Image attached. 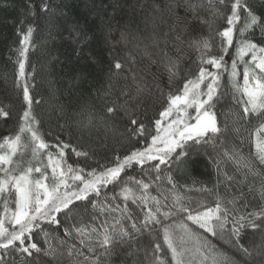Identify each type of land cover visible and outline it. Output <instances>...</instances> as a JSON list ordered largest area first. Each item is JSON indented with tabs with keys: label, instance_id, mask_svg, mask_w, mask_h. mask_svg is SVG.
I'll return each instance as SVG.
<instances>
[{
	"label": "trees",
	"instance_id": "1",
	"mask_svg": "<svg viewBox=\"0 0 264 264\" xmlns=\"http://www.w3.org/2000/svg\"><path fill=\"white\" fill-rule=\"evenodd\" d=\"M170 2L0 0V108L8 113L6 117H0V143L4 142L5 137H15L19 131L20 117L28 107L23 99V90L27 85L32 112L38 121L36 127L49 148L37 159L32 158L28 149L23 153L18 152L14 160L21 161L23 167H27L31 161L33 167H41L51 177L47 153L55 156L57 149L53 145L68 144L63 159L74 168H84L86 173L93 168L99 169L101 165L112 166L117 156L122 158L133 150H143L151 143V136L156 135V120H161L162 126H166L176 117L175 112L165 120L160 117V113L168 107L169 95L182 94L184 83L196 78L200 68L204 67L209 72L222 73L211 109L220 133L210 143L194 144L189 141L186 145L188 154L180 160H176L173 153L166 164L160 165L161 179L158 181L155 180L157 173L154 171L158 161L146 163L143 171L140 165L134 164L122 176H132L150 183L151 194L158 196L164 193L169 197L166 201L169 204L172 192H178L192 198L193 208L201 201L207 206H214L219 195L237 215L264 209V164L255 159L254 146L255 138L264 135L257 131L264 123V115L246 118L243 105L239 103L241 95L236 93L229 73L211 65H202L200 53L189 46L192 39L210 38L214 44L211 54H222L216 32L227 25L226 18H221L216 9L223 12L225 8L219 0H196L203 3V7L197 9V14L188 12L185 17L181 10L182 19L177 21L174 13L164 8ZM245 3L258 16H264V0H245ZM44 4H47L46 11L41 10ZM154 4H159L163 11H156ZM185 24L188 30L181 32ZM29 25L34 31L26 53L24 77L20 78L17 50L22 38L20 33L25 32ZM173 27L175 31L171 30ZM121 31L128 34L127 42L120 41ZM177 33L181 34L182 40H176ZM236 35L238 37V33ZM153 38L158 41L157 44L152 43ZM249 38L264 47V38H261L259 30ZM165 52L167 58L163 55ZM235 52L234 43L229 54L224 55L228 69ZM132 57L135 58L134 62ZM116 59L125 67L113 75L109 68ZM169 61L176 65L174 75L166 66ZM112 71L115 72V69ZM238 72L240 76V65ZM238 76L236 81L240 79ZM207 82L201 85L205 90ZM106 105H115L117 111L109 115ZM188 112L195 115L194 109H188ZM130 118H136L138 124L145 125L146 133L150 134L133 136ZM209 136L212 134L209 133ZM73 148L87 152L88 157L76 156ZM233 151L242 156L254 171L238 169L237 164L225 156V152ZM32 176L39 178L40 173L33 172ZM169 176L176 184L175 189L168 182ZM205 186L212 191L199 190ZM106 191L107 202L112 207L116 203L123 207L119 199L113 202L112 186ZM116 191H119L118 187ZM103 196L104 191L101 199ZM92 198L96 199L94 195ZM5 200L8 208L14 210V190L11 194L0 196V218H4ZM228 201H234V204H228ZM76 205L84 222L93 224L98 230H102L106 221L111 228L113 217L120 215L118 212H94L91 204L84 201H77ZM129 207L138 218H142L143 212L139 208L130 202ZM93 215L97 217L96 221L92 220ZM182 215L165 223L173 220L179 223ZM58 219L61 221L59 226L47 221L35 222L40 227L34 228L31 240L26 243H36L40 252L32 250L29 256L9 248L4 255L0 250V255L4 257L3 264H156L153 255L156 242L161 244V251L156 255L171 260L162 237L158 238L155 232H133L131 221L121 220V226L132 235L123 239L117 237L105 254L95 234L82 245L81 238L75 232L71 236L65 235V228L70 229L72 222L65 221L63 213L58 214ZM6 226L11 227L7 221ZM190 227L195 228L194 225ZM197 232L202 233L201 239L207 238L209 248L215 247L224 264H264V230L246 229L241 233L240 243L251 251L250 257L240 252L235 241L227 234L214 237L200 229ZM72 245H75L74 251L83 254L69 256L67 250ZM89 246L93 251H89Z\"/></svg>",
	"mask_w": 264,
	"mask_h": 264
},
{
	"label": "snow or ice",
	"instance_id": "2",
	"mask_svg": "<svg viewBox=\"0 0 264 264\" xmlns=\"http://www.w3.org/2000/svg\"><path fill=\"white\" fill-rule=\"evenodd\" d=\"M219 3L224 6L225 10L221 12L216 9V11L221 18H226L227 25L216 32L220 38L218 47L222 54H211L214 44L210 38L192 39L189 46L194 47L200 53L202 65H211L217 70L223 69L229 73V79L233 81L236 93L241 95L239 103L243 105L246 118L264 115V47L258 46L249 38L254 36L257 30H259L261 38H264V16H258L248 7L245 0H219ZM228 5H230V11H228ZM202 7L203 3H197L196 0H171L170 3L164 5V8L170 13H174L177 21L182 19L181 10L184 11L186 17L188 12L196 15L197 9ZM154 8L158 12L163 11L159 4H154ZM41 10L46 11L47 4H44ZM171 30L175 31V27ZM185 30H188L187 24L184 25L181 32ZM33 31V27L29 25L25 32L20 33L22 38L20 39V48L17 50L20 78L24 77L26 53ZM78 36L77 32L76 37ZM127 36L126 32L121 31L120 41L127 42ZM176 40H182L180 33H177ZM152 43L157 44L158 41L153 38ZM234 43L236 52L233 54L229 71L224 61V55L229 54V49ZM163 55L165 58L168 57L167 52ZM245 57H250V59L246 60ZM132 60L134 62L135 58L132 57ZM239 64L244 65L242 85L235 79L239 75ZM166 66L170 74L174 75L175 63L169 61ZM124 67V64L116 59L109 68V72L116 75ZM113 68L115 72L112 71ZM221 74L219 71L213 73L201 67L196 78L184 83L182 94L169 95L168 107L160 113L162 120L172 116L174 112L177 114L176 117L166 126H162L161 120H156V135L151 136V143L143 150H133L122 158L117 156L112 166L101 165L99 169L93 168L85 173L84 168H74L63 159L64 150L69 147L68 144L53 145L57 149V154L54 156L51 152L47 153L48 167L52 171L51 177L43 172L41 167H33L31 161L28 162L27 167H23L21 161L14 160L18 152L23 153L28 149L31 150L32 158L37 159L44 150L49 148L36 127L38 121L32 112V99L28 87L25 85L23 99L28 107L20 117L19 131L15 137H5L4 142L0 143V172L3 173L0 176V196L4 193L11 194L12 190L15 192V209L10 210L7 200H5L4 218H0V250H3L4 255L7 254L9 248H15L29 256L32 255V250L40 252L41 249L36 243H26L31 240L34 228L40 227V224L35 222L38 220L47 221L59 226L61 221L58 219V214L63 213L65 221L72 222L70 229L65 228V235L71 236L75 232L81 238L80 243L84 245L86 240L91 239L95 234L99 238L98 245L104 249L105 254L110 251L117 237L123 239L132 235L121 226V220H128L131 221L133 232H155L158 238L162 237L163 245L170 253L171 260L168 261L164 257L156 255L161 251V244L156 242L153 245L156 264H224V260L216 252L215 247L209 248L207 238L201 239L202 233H198L197 229L214 237L218 235L223 237L227 234L230 239L235 241L237 249L245 256L250 257L251 251L240 243L241 233L246 229L264 230V209L247 215H237L225 205L219 195L216 197L214 206H207L205 202L201 201L193 208L191 206L192 198L178 192H172L169 204L166 202L169 197L164 193L161 192L158 196L151 194L152 185L150 183L132 176L126 178L122 176V173H125L127 168L133 167L134 164L140 165L143 171V166L146 163L158 161L154 165V171L157 173L155 180L158 181L161 179L160 165L166 164L173 157V153H175L176 160L185 157L188 154L186 145L189 141L194 144L212 142L216 134L221 131L217 125L215 114L211 111L214 107L213 100L219 88ZM205 81H208L206 90L201 87ZM188 109H194L195 115L188 112ZM106 111L112 115L117 111V107L106 105ZM7 115L8 113L0 108V117ZM130 131L133 136L137 137L150 134L146 133L145 125L138 124L136 118H130ZM257 131L264 133V123ZM209 133L212 136H209ZM254 146L255 159L260 164H264V139L257 136ZM5 148L7 151H3ZM73 152L78 157H88L87 152L77 151L75 148H73ZM225 156L234 161L238 169L247 168L250 172L254 171L235 151L225 152ZM193 163H195L194 160ZM33 172L40 173V177L33 178ZM168 182L172 184L173 189L176 188L171 176L168 177ZM109 186H112L113 202L119 199L123 202V207L119 203L112 207L107 202L106 190L109 189ZM117 187L119 188L118 192L116 191ZM199 190L212 191L206 186ZM102 191H104L103 199H101ZM93 195L96 199L92 198ZM77 201L90 203L94 212L97 210L101 214L118 212L120 215L113 217L111 228L106 221L102 230H98L93 224L84 222L81 213L77 210ZM129 202L143 212L142 218L136 216L135 211L129 207ZM228 204H234V201H228ZM84 210L86 212L87 208L85 207ZM181 214L183 215L179 223L174 220L171 223H165V221H170L173 217L181 216ZM92 220L96 221L97 217L93 215ZM6 221L11 225L10 228L6 226ZM190 225H194L195 228ZM229 225L231 226L229 227ZM117 226H120L118 231ZM157 226L159 227L157 228ZM190 242L191 246H189ZM74 249L75 245L69 247L67 254L69 256L83 254L78 250L74 251ZM89 251H93L91 246H89ZM3 258V255H0V264H3ZM53 259H55L54 250Z\"/></svg>",
	"mask_w": 264,
	"mask_h": 264
},
{
	"label": "rangeland",
	"instance_id": "3",
	"mask_svg": "<svg viewBox=\"0 0 264 264\" xmlns=\"http://www.w3.org/2000/svg\"><path fill=\"white\" fill-rule=\"evenodd\" d=\"M232 59L233 58H231L230 59V69H229V71L231 70V63H232ZM245 59L247 60V59H250V57H245ZM241 67H242V72H241V75L240 76H238V81H239V83L242 85V83H243V70H244V65L243 64H239ZM258 71V70H257ZM236 79V78H235ZM237 80V79H236ZM247 99V98H246ZM260 138L261 139H264V135L263 136H260Z\"/></svg>",
	"mask_w": 264,
	"mask_h": 264
}]
</instances>
